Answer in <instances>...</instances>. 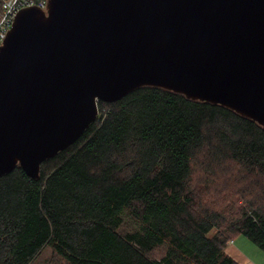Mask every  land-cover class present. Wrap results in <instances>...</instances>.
<instances>
[{"label":"trees","instance_id":"trees-1","mask_svg":"<svg viewBox=\"0 0 264 264\" xmlns=\"http://www.w3.org/2000/svg\"><path fill=\"white\" fill-rule=\"evenodd\" d=\"M98 108L39 178L0 177V264L48 244L67 264H239L241 235L264 251L263 126L156 86Z\"/></svg>","mask_w":264,"mask_h":264},{"label":"water","instance_id":"water-1","mask_svg":"<svg viewBox=\"0 0 264 264\" xmlns=\"http://www.w3.org/2000/svg\"><path fill=\"white\" fill-rule=\"evenodd\" d=\"M143 86L264 127V0H48L0 49V177L41 165Z\"/></svg>","mask_w":264,"mask_h":264},{"label":"built area","instance_id":"built-area-1","mask_svg":"<svg viewBox=\"0 0 264 264\" xmlns=\"http://www.w3.org/2000/svg\"><path fill=\"white\" fill-rule=\"evenodd\" d=\"M48 0H4L2 14L0 16V49L4 44V39L12 28L16 15L23 9L39 7L47 9Z\"/></svg>","mask_w":264,"mask_h":264},{"label":"crops","instance_id":"crops-1","mask_svg":"<svg viewBox=\"0 0 264 264\" xmlns=\"http://www.w3.org/2000/svg\"><path fill=\"white\" fill-rule=\"evenodd\" d=\"M226 252L239 264H264V251L242 235L230 242Z\"/></svg>","mask_w":264,"mask_h":264},{"label":"rangeland","instance_id":"rangeland-1","mask_svg":"<svg viewBox=\"0 0 264 264\" xmlns=\"http://www.w3.org/2000/svg\"><path fill=\"white\" fill-rule=\"evenodd\" d=\"M125 229H134V223L127 221L124 224ZM166 253V246H160L152 251V256L160 259ZM31 264H67V262L58 256L51 248V245H46L41 253L32 261Z\"/></svg>","mask_w":264,"mask_h":264}]
</instances>
